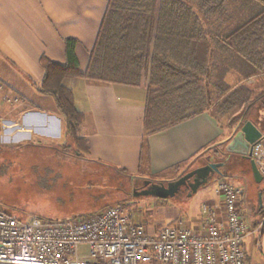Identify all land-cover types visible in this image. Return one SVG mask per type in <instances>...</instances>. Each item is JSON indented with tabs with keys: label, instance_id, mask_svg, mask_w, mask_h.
<instances>
[{
	"label": "trees",
	"instance_id": "obj_1",
	"mask_svg": "<svg viewBox=\"0 0 264 264\" xmlns=\"http://www.w3.org/2000/svg\"><path fill=\"white\" fill-rule=\"evenodd\" d=\"M75 45V38L64 39V63L40 57L44 74L35 90L53 98L64 137L71 141L43 144L57 152L72 147L75 156L91 162L88 141L81 134L84 115L74 105L68 79L144 87L145 135L211 107L216 117L237 129L264 99V89L255 93L249 84V79L264 76V0H107L84 70ZM34 144L31 139L10 146L0 143V148ZM147 153L144 136L140 167ZM179 167L165 170L164 180L149 181L176 179L182 174ZM45 179L38 178L40 187L52 188ZM259 191L263 196L264 188ZM114 204L122 203L105 204L95 211ZM258 209L259 204L255 212Z\"/></svg>",
	"mask_w": 264,
	"mask_h": 264
},
{
	"label": "crops",
	"instance_id": "obj_2",
	"mask_svg": "<svg viewBox=\"0 0 264 264\" xmlns=\"http://www.w3.org/2000/svg\"><path fill=\"white\" fill-rule=\"evenodd\" d=\"M106 3L107 0H0V76L6 81L0 82V99L5 94L1 89L2 84L9 90L21 93H16L21 99V104L16 107L18 119L9 117L21 129H13L14 139L11 142L31 140L34 136L55 142L60 132L64 134L63 120L54 107L53 98L35 90L44 74L39 60L44 55L52 61L64 63V39L71 37L76 39L75 55L80 69L84 70ZM5 71L6 77H3ZM260 80L264 82V76L249 79V84L254 88ZM66 84L72 90L75 107L84 115L81 134L88 141L89 157L94 160L92 163L97 165L110 164L134 173L142 169L162 176L165 170L178 164L182 166L206 148L213 145H222L224 148L236 131L235 126L223 124L222 120L226 119L216 117L211 107L145 135L144 87L90 82L81 77L68 79ZM263 89L264 85L253 90L259 93ZM24 94L29 96L30 101ZM248 120L260 130V140L264 144V99L250 111ZM144 136L148 153L140 167ZM221 154L225 155V161L220 167L222 174L217 182L223 179L231 184L242 185L238 182L242 177H236V182L230 181L228 170L222 168H225L229 156L239 159L229 165L232 170L242 168L238 164L240 160L243 163L248 160L224 149ZM242 186L247 208L242 206L241 211L249 213L251 205L246 187ZM215 192L217 196L212 197L211 203L222 201L216 187ZM193 215L186 217L196 219L198 214ZM260 242L264 254V229Z\"/></svg>",
	"mask_w": 264,
	"mask_h": 264
},
{
	"label": "built area",
	"instance_id": "obj_3",
	"mask_svg": "<svg viewBox=\"0 0 264 264\" xmlns=\"http://www.w3.org/2000/svg\"><path fill=\"white\" fill-rule=\"evenodd\" d=\"M0 101V143H11L13 129L21 128L3 117V105L17 107L21 99L3 94ZM250 157L264 179L261 140L251 145ZM216 191L222 201L202 202L196 219L177 215L158 230L136 221L123 204L26 221L0 209V264H246L243 242L264 225V193L256 220L241 211L247 208L242 185L222 179Z\"/></svg>",
	"mask_w": 264,
	"mask_h": 264
},
{
	"label": "rangeland",
	"instance_id": "obj_4",
	"mask_svg": "<svg viewBox=\"0 0 264 264\" xmlns=\"http://www.w3.org/2000/svg\"><path fill=\"white\" fill-rule=\"evenodd\" d=\"M6 72L3 77H6ZM3 81H5L4 78L0 76V82ZM263 85V80H260L254 88L263 87ZM1 89L7 95H15L20 98V92L19 94L9 90L4 84ZM24 95L29 100V96ZM4 116L17 120L19 111L16 110L14 104H4ZM222 122L229 125L226 121L222 120ZM59 135L60 137L54 140L57 142L56 144L64 142L65 139L68 140L67 142H71L69 138L64 137L63 132H60ZM34 137V145L12 148L7 146L14 142H9L5 143L6 147L0 148V207L23 221L35 216L73 217V215L93 212L105 204L121 202L126 210L133 214L136 221L143 223L148 229L158 230L174 219L176 215L198 214L202 202H210L212 197L217 196L215 175L210 176L208 182L201 185L191 196L187 195L186 189H182L173 197L164 200L150 195L136 196L134 195L135 190L145 185L146 181L157 178L164 180V177L142 169L135 173L129 171L123 173L116 170V166L97 165L85 156H75L72 147H69L71 149L69 152L68 150L57 152L55 148L44 145L52 142L41 137L38 138V136ZM223 149L225 150V146L223 148L222 145L206 148L190 161L182 164L181 168H178V172L183 173L191 167L208 161L225 160V155L221 154ZM237 160L239 161L235 156H229L228 160L226 159L225 168L222 169L228 170L227 176L230 181L236 182V177H242L238 182L246 187L248 202L251 205L249 213L253 219L259 220V214L255 210L258 205L257 194L260 188L262 189L264 180L263 182L254 180L252 171L249 169V161L243 163L240 160L238 164L242 167L241 169L232 170V167L229 168V165L231 166ZM43 165L46 169L43 168ZM40 176L46 177L45 182H52L53 184H49L53 187H40L41 182L38 181ZM263 229L264 227L244 239L243 247L247 255V264H264V254L260 242ZM253 239H255L254 243Z\"/></svg>",
	"mask_w": 264,
	"mask_h": 264
},
{
	"label": "water",
	"instance_id": "obj_5",
	"mask_svg": "<svg viewBox=\"0 0 264 264\" xmlns=\"http://www.w3.org/2000/svg\"><path fill=\"white\" fill-rule=\"evenodd\" d=\"M261 137L262 133L260 130H258V128L250 120H246L236 129L233 136L225 144L226 152L230 154H238L243 159L249 161L250 169L256 182H261L263 177L258 171L253 159L250 157V148L251 145L260 140ZM221 165H223L222 162L208 161L187 170L178 178L168 180L165 183L162 181L157 183L146 181L145 187L135 190L134 195H150L158 199H167L177 194L181 186L186 185L189 189L187 195L191 196L201 185L208 182L210 176L221 173ZM258 204L260 208L262 204V196L260 192L258 193Z\"/></svg>",
	"mask_w": 264,
	"mask_h": 264
},
{
	"label": "flooded vegetation",
	"instance_id": "obj_6",
	"mask_svg": "<svg viewBox=\"0 0 264 264\" xmlns=\"http://www.w3.org/2000/svg\"><path fill=\"white\" fill-rule=\"evenodd\" d=\"M195 167H196V166H195ZM192 168H194V167H192ZM190 169H191V168H190ZM185 172H186V170H185L183 173H185ZM183 173H182V174H183ZM182 174H181V175H182ZM214 175H215V177H217L216 174H214ZM150 182H151V183H154V182L157 183V182H160V181H150ZM164 183H165V182H164ZM144 187H145V185H143V186L140 187L139 189L144 188ZM182 189H186L187 192L189 191V189L186 187V185L181 186V187L179 188V191H181ZM179 191H178V192H179ZM160 200H162V199H160Z\"/></svg>",
	"mask_w": 264,
	"mask_h": 264
}]
</instances>
